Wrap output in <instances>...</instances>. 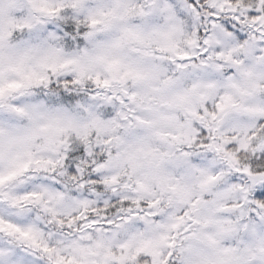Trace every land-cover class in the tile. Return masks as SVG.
Segmentation results:
<instances>
[{"label": "snow or ice", "instance_id": "snow-or-ice-1", "mask_svg": "<svg viewBox=\"0 0 264 264\" xmlns=\"http://www.w3.org/2000/svg\"><path fill=\"white\" fill-rule=\"evenodd\" d=\"M21 4L0 0V46L15 38L17 26L31 27L17 16ZM28 5L57 18L61 9L72 10L77 26L80 14L85 23L115 27L118 34L91 57L104 72L88 76L97 91L87 105H78L86 113L80 120L63 109H49L42 100L24 99L33 95L34 86L48 88V75L26 71L22 60L0 61V264H264V0H110L95 6L64 0L55 7L28 0ZM132 17L139 23H129ZM162 60L170 70L157 62ZM73 63L64 60L59 67ZM82 76L83 68L71 83H82ZM69 83L62 81L60 87L67 89ZM193 93L202 101L219 93L213 109L204 104L203 115L192 114L205 127L208 119L236 122L233 135L224 138L235 150L227 155L235 160V152L252 154L242 169L250 183L235 185L244 196L231 205L226 220L202 214L205 202L196 196L183 201L182 214L162 219L163 205L174 203L168 193L177 190L178 182L159 172L170 153L159 152L155 140L163 139L161 123L174 121L175 110ZM178 127L187 129V124ZM52 131L64 137V150L56 159L40 158L36 150L46 146ZM70 132L79 141L71 148ZM189 134L195 137L196 129L182 133L183 143H193ZM172 139L181 142L179 136ZM195 146L224 150L206 139ZM33 165L37 171L61 169L60 175L78 188L100 195L99 201L72 197L80 210L55 220L67 227L71 239H48L46 229L32 221V204L48 191L43 186L30 190L39 184L30 174ZM145 167L157 171L141 179L139 170ZM109 169L117 174L106 175ZM200 175L201 188L216 179L202 170ZM119 183L137 194L109 198L103 189ZM17 184L24 188L12 191ZM153 184L159 187L151 190ZM55 197L64 194L57 191ZM44 210L56 215L49 207ZM90 232L102 235L93 238Z\"/></svg>", "mask_w": 264, "mask_h": 264}, {"label": "clouds", "instance_id": "clouds-1", "mask_svg": "<svg viewBox=\"0 0 264 264\" xmlns=\"http://www.w3.org/2000/svg\"><path fill=\"white\" fill-rule=\"evenodd\" d=\"M42 2L55 7L57 4L63 3L64 0H42ZM98 2L105 4L110 0H86L89 5L95 6ZM18 18L27 21L31 27L27 25L17 26L15 38L0 46V61L7 63L11 60H22L23 67L26 71H35L38 74H46L50 77L51 83L48 88L43 86H34L30 89L33 93L31 97L24 99L31 101H44L49 109H63L68 112L73 120H80L86 113L83 108L78 105H87L89 97L94 95L97 89L88 80L89 75H103L104 67L100 63H92L91 57L95 56L101 46L109 44L118 34V29L113 28L104 30L102 26L93 27L84 22V16L79 15L80 24L77 26L73 18V11L61 9L60 16H45L42 13L35 12L28 5V0H22V4L16 10ZM129 23H139V18L132 17ZM163 18H159V25H164ZM188 33L187 28L184 30ZM49 33L54 34L50 36ZM91 33V35H88ZM181 42L184 37L182 36ZM158 56H167L166 52H159ZM64 60H73L75 63L69 64L64 68H60L59 64ZM164 67L171 69V65L167 60L157 61ZM52 68L56 71L53 73ZM81 68L84 69V76L79 77L82 81L80 84H72L71 81L76 80L79 76ZM14 75V74H13ZM69 81V87L64 89L60 87V82ZM219 102V93L210 94L205 100H201L199 93L190 94L182 103L181 107L174 112V121H164L159 127L161 137L155 140V147L159 152L170 153L162 158L159 172L164 175L171 183L178 182L175 192H169L168 195L173 197L174 203L169 206L164 204V213L162 219H167L171 214L180 215L183 212V201L188 197L196 196L204 201V207L201 209L202 214L213 213L220 219H228L232 216L231 205L240 201L244 196L240 188L236 187L237 183L241 186H247L250 182L245 173L242 172L243 167L251 159V153L235 152L236 159L233 160L227 155V151H235L228 149V145L224 143L225 137H231L238 127L236 122L230 121H213L207 120V127L192 113L203 115V105L207 104L209 110L213 109L215 104ZM187 124V129L179 128L178 125ZM196 129L195 137L191 134L187 139H192V144L183 143L186 139L183 132L188 129ZM204 128V136H199V129ZM173 136L180 137V143L172 139ZM63 136H58L54 131L49 133L48 143L42 149L36 150V155L43 159H56L64 150V145L60 143ZM202 139H206L208 143H216L222 145L223 149L217 152L215 149L199 148L195 144ZM264 139V137H261ZM259 142V141H257ZM78 138L74 132L67 134V146L71 148L73 144H78ZM115 152V149L113 150ZM188 155H183V153ZM204 171L207 175L216 177L208 183L205 188H201L204 179L200 175V171ZM61 169L56 171L36 170L33 165V171L30 173L38 178L39 184H33L30 190L39 192L43 186L48 191L41 194L39 204H32L30 215L32 221L42 229H46L44 235L48 239H71L67 235V227L61 228L55 223L56 219H67L69 215L80 210L76 201L72 197L81 199L91 198L93 201H99L100 195L94 194L95 190L90 188L85 191L78 188L76 182L68 176L60 175ZM150 168H142L139 170L141 179L150 176L153 172ZM106 175H115V169L105 171ZM236 180H233V177ZM123 179V178H121ZM147 183L148 181L145 180ZM163 184V182H162ZM116 191L113 192L112 188ZM153 184L151 190L158 188ZM24 185H13L11 190L20 192ZM59 191L64 194L62 199H57L55 193ZM104 192L112 196H134L132 189H124L122 183L115 186L105 187ZM51 196V198H50ZM251 199V196H248ZM115 203V200H113ZM92 206H96L93 204ZM45 207L51 208L56 215L44 210ZM49 234H52L49 236ZM93 238L102 235V233L90 232ZM6 242V241H5ZM87 243V241L85 242ZM226 246L231 241H221Z\"/></svg>", "mask_w": 264, "mask_h": 264}]
</instances>
